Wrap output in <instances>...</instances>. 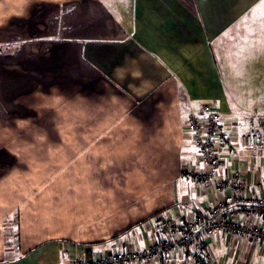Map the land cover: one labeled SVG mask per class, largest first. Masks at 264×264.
I'll list each match as a JSON object with an SVG mask.
<instances>
[{"label": "crops", "instance_id": "0c3cea01", "mask_svg": "<svg viewBox=\"0 0 264 264\" xmlns=\"http://www.w3.org/2000/svg\"><path fill=\"white\" fill-rule=\"evenodd\" d=\"M263 49L264 0H0V264L142 251L170 238L161 216L206 213L210 183L183 172L204 170L184 125L205 102L221 177L264 196V145L241 143L245 114L264 119ZM206 243L210 264H264V243Z\"/></svg>", "mask_w": 264, "mask_h": 264}, {"label": "built area", "instance_id": "2783aa9c", "mask_svg": "<svg viewBox=\"0 0 264 264\" xmlns=\"http://www.w3.org/2000/svg\"><path fill=\"white\" fill-rule=\"evenodd\" d=\"M214 105L203 103L201 110L192 114L186 125L187 137L200 151V163L204 170L186 169L184 175L191 177L198 186L210 183L212 196L207 212L188 216L178 229L174 228L172 218L163 215L159 218V225L170 233L167 241L153 242L142 251H114L92 260L81 257L75 264L152 263L177 250L194 252L199 259L197 264H210L206 241L223 231L264 243V196L257 198L254 195L239 170L230 172V180L221 177L220 168L227 141L221 127L222 113ZM256 128L253 134L243 136L248 147L264 142V124Z\"/></svg>", "mask_w": 264, "mask_h": 264}, {"label": "rangeland", "instance_id": "374dc122", "mask_svg": "<svg viewBox=\"0 0 264 264\" xmlns=\"http://www.w3.org/2000/svg\"><path fill=\"white\" fill-rule=\"evenodd\" d=\"M264 50V49H263ZM245 55H247V54H245ZM256 57V56H255ZM249 57H247V59H248ZM251 61H253L252 59H251ZM249 62V60H247L246 61V63H248ZM252 64V63H251ZM233 88V87H232ZM244 90H249V92H248V94H246V92H244L243 94L245 95V96H249V95H251V93L254 91V87H242ZM250 91H252V92H250ZM237 92H239V90L237 91ZM236 92V93H237ZM235 94V93H234ZM238 95H239V93H237ZM244 96V97H245ZM233 97H237V96H233ZM211 103H213V102H211ZM246 103V102H245ZM215 104V103H214ZM215 106H217L216 104L214 105V107ZM259 111H254L253 113H247V114H245V116H244V119H246V120H248V122L250 123V127L245 131V132H243L242 133V135H241V143H242V146L244 147V148H253V147H260V146H262L263 147V145H264V142H262V141H260L259 142V144L256 146H253V147H248V144L247 143H244V141H243V136L244 135H246V136H249V133L250 134H253L254 133V131H256L257 130V128L255 129V127H256V124H255V120L256 119H263V117L262 116H259V114L260 113H258ZM261 113H263V111L261 112ZM189 122V121H188ZM188 122H186V124L184 125V126H186L187 124H188ZM262 124H264V119L262 120V122H260V124H259V126L260 125H262ZM186 132V131H185ZM241 134V133H240ZM192 141V140H191ZM192 143H193V146L195 147V158H196V161H197V163H199L200 162V157H199V155H200V151L198 150V148H196V146L194 145V142L192 141ZM187 169H192V168H187ZM186 170V169H185ZM195 170H197V169H195L194 168V171ZM183 172L185 173V171L183 170ZM191 180H192V178L191 177H189ZM193 181V180H192ZM193 183H194V181H193ZM195 184V183H194ZM177 225H179V221H177V222H175V226H174V228L175 229H178V226ZM182 225V224H181ZM181 228V227H180ZM234 236H236V235H234ZM172 253H174V252H171L170 254L168 253V255H165L164 257H161L160 259H157L156 261H157V263L158 264H163V262H165V264H168L169 262H171V261H169V256L172 254ZM199 260V259H198ZM198 260H197V262H198ZM156 261H154V262H152V263H156ZM197 264V263H196Z\"/></svg>", "mask_w": 264, "mask_h": 264}, {"label": "trees", "instance_id": "16d2710c", "mask_svg": "<svg viewBox=\"0 0 264 264\" xmlns=\"http://www.w3.org/2000/svg\"><path fill=\"white\" fill-rule=\"evenodd\" d=\"M202 214V213H201Z\"/></svg>", "mask_w": 264, "mask_h": 264}]
</instances>
